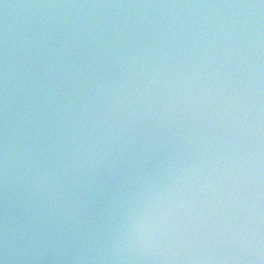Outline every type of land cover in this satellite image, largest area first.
<instances>
[{
    "label": "water",
    "instance_id": "water-1",
    "mask_svg": "<svg viewBox=\"0 0 264 264\" xmlns=\"http://www.w3.org/2000/svg\"><path fill=\"white\" fill-rule=\"evenodd\" d=\"M0 264H264V0H0Z\"/></svg>",
    "mask_w": 264,
    "mask_h": 264
}]
</instances>
